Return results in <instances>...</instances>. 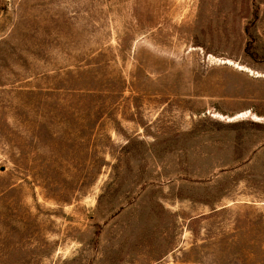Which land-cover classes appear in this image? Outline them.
Wrapping results in <instances>:
<instances>
[{
  "label": "rangeland",
  "instance_id": "obj_1",
  "mask_svg": "<svg viewBox=\"0 0 264 264\" xmlns=\"http://www.w3.org/2000/svg\"><path fill=\"white\" fill-rule=\"evenodd\" d=\"M0 264H264V0H0Z\"/></svg>",
  "mask_w": 264,
  "mask_h": 264
}]
</instances>
